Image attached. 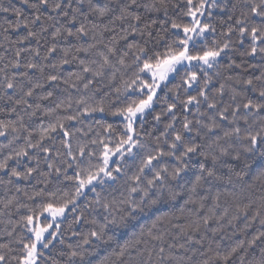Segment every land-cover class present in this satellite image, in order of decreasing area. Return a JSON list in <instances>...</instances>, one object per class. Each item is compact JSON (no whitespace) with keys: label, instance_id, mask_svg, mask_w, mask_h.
Listing matches in <instances>:
<instances>
[{"label":"snow or ice","instance_id":"1","mask_svg":"<svg viewBox=\"0 0 264 264\" xmlns=\"http://www.w3.org/2000/svg\"><path fill=\"white\" fill-rule=\"evenodd\" d=\"M20 3L32 9L34 15L28 17L21 8L0 3V13H11L17 17L13 24L4 29V32L7 33L9 29L17 32L22 28L26 30L24 35L15 41H11L17 45L24 43L25 47H17L14 58L0 67V78H2L0 89H3V96L12 101L14 105L23 106L25 111L33 109L28 113L29 118L35 116L37 111H41V105L35 104L33 106L32 103H29V98L34 96L36 89L43 88L45 84L59 87L63 83L78 88V82H82L83 89L87 92L89 86L95 82V78L99 77L103 80L107 69H112L111 78L113 80L116 78V73L121 72L122 69L132 68L133 74L131 79L124 80L122 92L119 88L117 89V92L125 97L121 107L115 110L106 109L103 104L90 105L86 99L81 98L76 101V104L83 105L82 110L78 109L75 114L57 117L56 123L50 124L47 129L41 127L39 139L35 141L32 140V132L24 123V116L17 113V107L14 106L10 109L11 113H16L18 116L16 122L9 121L6 123L0 120V137H8L9 130L13 133L7 144L0 145V149L7 147L10 150L0 160V173L8 175L7 184L13 183L12 178L28 180L34 173L42 176L43 179L38 180V182L42 183L44 188L31 195L27 193L25 195L28 196L29 200L35 197L46 198L40 201L38 209L29 207V214L22 217L25 228L34 238L30 239L28 243L21 239L19 243L23 245L24 254L22 257H12V259L16 260L17 264H37L38 258L43 254L38 251V245L48 248L52 241L57 239L60 233L59 221L60 218L64 217L65 212L76 211L77 201L85 194V190L96 192L97 186L104 185L105 181L119 179L118 174L121 173L123 165L117 164V161H124L127 156H135L140 163L137 174L131 177L134 183L128 188L127 198L119 202L105 201L97 193L95 204L107 213L104 217L106 222L90 231L88 237L83 239L82 244L98 247L114 241L117 230L130 227L131 221L136 220L141 214L161 212L164 205L176 201L183 194L176 190V186L172 182L182 179L183 174L187 172L190 166L193 155H196L212 161L210 168L200 164V175L195 177L194 182H191L189 194L184 201L185 205L194 206L189 211L195 212L199 218L182 227L179 224H172L177 217H170L167 213L159 215L150 228L142 229L139 235H134L131 240L124 244H118L116 251L112 253V257L115 259L105 257L100 260L99 264H145L141 258L147 253L148 260L151 261L153 252L156 256L155 264H186L185 255L182 253L193 251L188 245L195 244L203 247L204 240L209 239L206 235L207 232H211L212 236L215 237L225 227L236 229L235 222L242 216L247 219L244 229L249 228L257 220H259L260 229L252 235L251 239L239 240L234 246L226 248L223 252L215 251L212 257L202 261L201 264H214V262H222V264H230V262L231 264H264V196L260 197L259 204L250 219L249 210L252 208L253 202H236L234 213L229 215L228 210L225 209L218 215L215 210L220 206L221 194L217 193L212 207L207 209L206 215L200 217L199 213L205 209L204 198H196L198 189L204 186V182L208 178H221L217 175L216 166L221 157L226 156H232L237 162L235 168L230 167V172L241 183H244L243 177L249 174L253 162L258 157L259 173L256 175V181L264 186V65L260 66L261 70L258 76L245 79L237 78L234 81V83L244 87L240 89L230 87L232 103L226 106L222 105L215 97L210 98L208 85L212 77L204 71L205 67L214 68L217 66L222 54L228 55L237 50L232 39L233 32L238 34L237 39L240 45L245 44V39L249 40L248 45L240 52L241 56H259L261 60H264V0H244L246 10L241 11L240 17L236 19L237 27H229L222 42H218L212 47H204L202 50H197L198 41L204 37L206 32H215L216 29L209 23L201 24L200 18L204 17L207 7L216 8L218 5L216 0H211L210 5L208 0H198V3L195 4L193 0H187L188 9L185 14L192 17V23L177 24L173 21L171 25L174 29L182 30L183 38L173 40L162 52L155 49L149 50L147 47L136 43H128L127 48L133 53L131 63L126 62L129 52H124L122 56L118 55L116 44L120 40H127L130 36L143 37L147 35L151 37L152 33L149 29L151 25L156 23L155 20H152L151 23L144 22L143 17L134 10L140 6L138 0H107L102 5L94 2V0H74V3L73 0H34V2L33 0H20ZM160 3L164 8L165 15H167L164 0H160ZM144 7L147 10L160 11V7L156 4L144 5ZM235 8L236 5H233V9ZM45 10L48 11L47 15H45ZM210 15L211 13H209ZM228 18L232 19V16ZM125 22H127V28L118 37L113 35L111 40L105 43L104 33H115L117 25L122 27ZM142 22H144V28L138 27ZM71 26H76L75 30ZM49 37L52 43L46 47L43 54L39 46L28 48L26 45V42L32 40L40 45L41 41ZM68 38H74L76 41L89 38L92 42L87 46L82 43L78 44L74 46V49L73 47L59 48V42L68 40ZM5 39L9 40L10 38L5 36ZM101 46L104 50H101ZM0 47L3 45L0 44ZM58 51L62 52L63 55L59 60L53 62L52 57ZM24 52L31 54V58L26 62L21 60ZM77 53L94 54L99 57V60L78 59ZM112 57L116 58L115 64ZM0 60H3V57H0ZM77 60L80 70L75 73L69 72L67 78L62 77L60 73L64 70V66ZM193 62L199 66L200 72L203 73V80L197 71L187 67L193 65ZM249 66L257 67L254 63ZM228 67L247 71L243 62L236 63L233 61ZM9 68L24 69V71L9 75L7 72ZM47 69L54 71L47 72ZM181 72H183L182 75ZM37 73L43 76V82L33 81L32 76ZM173 75L180 78L181 84L176 87H169V78ZM228 79L232 80L233 77L230 76ZM26 84L29 85L27 88L25 87ZM193 87L196 89V95L189 93L186 99L180 95L179 89L182 88L187 93L188 89ZM165 91L172 92L178 101V103H169L166 95L162 97L166 103L164 111L171 113L162 136L168 137L169 130H171L172 137L170 141L164 139L162 146L161 137L157 136L155 144L152 145L146 139V133L141 135L137 132V126L138 124L143 125L144 117L153 109L154 102H160L161 98H158V92L163 93ZM249 91L257 93L261 99L247 98L246 93ZM224 93L225 85L221 84L216 95L222 97ZM13 96H17V98L13 100ZM52 96L53 92L48 91L40 98L49 99ZM202 104H206L207 109L213 111L211 113L202 112L200 110ZM178 105L181 114L187 113L192 106H195L197 114L195 120L183 115L181 130H177L175 127ZM71 107L72 101L70 99L61 101L56 105L57 109ZM106 111L113 116L122 118L124 121L123 134L114 143L112 141L105 142L103 139L91 140V144L99 146V151H88L86 161L78 159V157H85V147H79L78 154H73L69 141L64 140L62 144L68 149L67 155L71 160H62L59 151H57L55 156L61 161L63 167L56 166L55 161L49 158L52 155V148L44 144L45 140H52L51 133L59 130L64 137H70L72 132L66 128L67 122L77 121L85 114L92 115ZM43 112L45 115L51 116L55 109H43ZM162 114L155 115L154 119L159 122ZM201 117L206 119H201ZM241 120L247 126L243 130L240 125ZM223 122H228L231 127H223ZM105 130L109 133L114 131L112 125H107ZM76 131L81 130L76 129ZM220 132L223 133L222 136ZM22 133H27V136L24 137V146L14 148L13 145L21 139ZM191 133H194L196 137L204 138L209 137V134H215L216 139H213L207 147L209 149L215 148L217 151H204L203 144L193 142L191 136L185 135ZM220 140L241 141L242 151L230 153L226 147L220 144ZM110 143L112 144L111 147L109 146ZM30 149L34 150L32 154L29 152ZM134 150L136 151L134 152ZM38 153L46 154L44 160L47 167L53 170L52 172H39L40 157ZM113 157L116 159L114 160ZM93 158H95V162ZM166 158H172L176 162L175 166H172ZM25 159L35 161V166L26 167L23 172L18 171L17 167L10 166V161H15L19 165ZM73 167H75L74 176H68L67 169ZM146 171L151 174L150 179L146 175ZM53 173L72 180L74 188L70 191L48 189L47 185L50 183L48 178ZM0 183H5V181L0 178ZM20 190L17 188V191ZM138 192L142 195L138 199L133 198L134 194ZM233 200L237 201L235 195ZM11 204L12 201H9L4 207L7 208ZM19 207L27 206L20 205ZM19 207H17V211H19ZM180 212L183 214L185 209L181 208ZM40 217H44L46 222L41 224ZM48 217H51L50 222H47ZM81 218L82 216L77 217L75 222L79 223ZM213 221L216 223V227L209 228L208 225ZM221 221H225V223L221 224ZM166 223L179 229L180 234L186 237V243L170 244L167 251L162 243L151 251L142 247L151 241L163 242L165 235H167L164 229ZM53 224L56 225L55 228H53ZM201 228H204L205 234L200 239H196L193 233L201 232ZM50 229H52L51 232H49ZM236 231L240 230L236 229ZM46 233L48 234L47 237L45 236ZM73 235L76 233L73 232ZM209 244H211V240H209ZM69 247L72 246L69 245ZM0 248L7 249L8 246L0 245ZM257 248H259L258 256L255 254ZM8 251L12 250L8 249ZM86 251L73 249L69 253L70 259L79 257L83 260ZM208 251L213 252V249L209 247ZM187 260L191 262V257H188ZM0 264H9L4 253H0ZM191 264H195V262H191Z\"/></svg>","mask_w":264,"mask_h":264},{"label":"trees","instance_id":"2","mask_svg":"<svg viewBox=\"0 0 264 264\" xmlns=\"http://www.w3.org/2000/svg\"><path fill=\"white\" fill-rule=\"evenodd\" d=\"M94 2L102 5L103 3L107 2V0H94ZM193 2L194 4L198 3V0H193ZM0 3H3L6 6L12 5L16 8H21L28 17H32L34 15V11L28 8L26 5H22L20 0H0ZM164 3L167 7V15H165V11L161 6L160 0H138V5L140 6L136 7L134 10L143 17L144 22L151 23L152 20H155L156 23L151 25L149 29V31L152 33L151 37H148L147 35L143 37L130 36L127 40H120L119 43L116 44L118 55L122 56L124 52H129L126 62L131 63L133 57V53L127 48L128 43H136L147 47L149 50L155 49L162 52L166 50V46L173 40L183 38L182 30L174 29L171 27V25L173 21L177 24L192 23L191 17L185 14L188 9L187 0H164ZM208 3L210 5L211 0L208 1ZM152 4H156L158 7H160V11L147 10L144 7V5ZM216 4L218 5L216 8L207 7L205 9V15L202 21V24L209 23L210 25L214 26L216 30L215 32L209 31V35L203 41L197 43V50H202L204 47H212L216 43L222 42L225 39L224 34L227 33L229 27L236 28V19L240 17L241 11L246 10L244 0H216ZM233 5H236L235 9H233ZM209 13H211L210 16ZM47 14L48 11L45 10V15ZM229 16H232V19H229ZM16 19L17 17L13 16L11 13H0V44L3 45V47H0V57H3V60H0V67H3L4 63H7L14 58V52L17 47H25L24 43L17 45L11 42L24 35L26 32L25 29L22 28L19 32L9 29L7 33L4 32V29L10 24H13ZM144 22L140 23L138 27L144 28ZM76 26L71 27H73V30H75ZM126 28L127 22H125L122 27L118 24L115 33L105 32V43H108L113 35L118 37L119 34ZM5 36H8L10 39L6 40ZM237 36L238 34L236 32L232 33V39L237 50L235 52L229 53L228 55L222 54L217 66L214 68L204 69L208 76L212 77V80L208 85V94L210 98L215 97L221 102L222 105L225 106L232 103L230 99V87H237L238 89L244 87L241 84L234 83V81L237 78L245 79L258 76L261 70L260 66L264 65V60H261L259 56L243 57L240 55V52L243 51L248 45L249 40L245 39V44L242 46L238 43ZM145 41L147 42L146 44ZM91 42L92 41L89 38H84L81 41H76L74 38H68V40L60 41L58 47H73L74 49V46L78 44L82 43L87 46V44ZM51 43L52 41L49 37L48 39L41 41L40 45H37L35 40L26 42V45L28 48H35L39 46L41 53L43 54L46 47ZM101 50H104L102 46ZM62 55L63 53L58 51L52 57V61L55 62L59 60ZM76 55L78 56V59L99 60V57L94 54L88 55L85 53H77ZM30 58V53H22V62H26ZM37 59L39 60V58ZM112 60L115 64L116 58L112 57ZM233 61L236 63H245L247 71L243 69H237L235 67L229 68L228 66L232 64ZM252 63L256 64L257 67H250L249 65ZM116 66L119 67V65ZM79 70L80 65L77 60L70 65H65L64 70H62L60 74L62 77L67 78L69 72L75 73ZM191 70L197 71L198 75L201 77V80H203L204 75L202 72H200V68H192ZM20 71H24V69H7L9 75ZM46 71L50 72L54 70L47 69ZM111 73L112 69H107L103 80H101L99 77L95 78V82L89 86V90L87 92H85L83 89L82 82H78V88H73L61 83L59 87H53L52 84H45L43 88L36 89L34 96L29 98V103H32L33 106H35V104H40L41 111H37L36 115L32 116L31 118H29L28 113L33 111V109H27V111H25L23 106L14 105L12 101H9L3 96V89H0V120L5 121L6 123L9 121L16 122L18 116L16 113H11L10 109L14 106L17 107V113L24 116V123L32 132V140L35 141L39 139L41 127L47 129L50 124L56 123L57 117L75 114L78 109L82 110L83 105L76 104V101L80 100L81 98L86 99L87 103L90 105L103 104L106 109L115 110L116 108L121 107L125 100V97L118 93L117 89L119 88L121 92L123 91V82L124 80H129L132 78L133 70L132 68L122 69L121 72L116 73V78L114 80L111 78ZM182 74L183 72H181V75ZM230 76L233 77L232 80L228 79ZM32 79L34 82H43V76L38 73L32 76ZM0 83H2V78H0ZM180 84L181 80L178 76H175L169 81V87H176ZM221 84L225 85V93L222 97H219L216 95V93ZM28 86L29 85L27 84L25 85L26 88ZM48 91H52L53 96L49 99H41L40 97ZM179 91L180 95L185 99L189 93L192 95L197 94L195 87L188 89L187 93L184 92L182 88L179 89ZM164 95L167 96V102L178 103L176 96L172 92H158L157 96L158 98H161L160 102H154L153 109L149 113H146L144 117L143 125L140 126L138 124L137 126V132L141 135L146 133V139L148 140L149 144L152 145L155 144L157 136L161 137L162 146L164 139H168L170 141L172 137L171 130H169L168 137L162 136L165 126L171 117V113H166L164 111L166 107V103L162 99ZM17 96H13V100H15ZM246 96L247 98L253 100L261 99L258 97L257 93L250 91L246 93ZM69 99L72 101L71 108H56L58 103L61 101H67ZM43 109H55V112L51 116H48L44 114ZM200 110L202 112L208 113L213 111L207 109L206 104H202ZM241 111H243V109H241ZM161 113H163L161 115V120L157 122L154 119V116ZM176 115L177 120L175 127L177 130L182 129L181 120L183 119V115H187L189 119L193 120L197 118L195 106L190 107V110L187 113L181 114V110L178 105ZM201 119L206 118L201 117ZM107 125L113 126L114 131L112 133H109L105 130ZM240 125L242 130L247 127L243 124L242 120L240 121ZM65 126L72 132L70 137H64L62 132L58 130L55 133H51V141H44L45 145H48L52 148V155L49 158L55 161L56 166L58 167H63V165L61 164V161L55 156L57 151H59L62 160H71V158L67 155L68 149L64 147L62 141H69L73 154H78L79 147H85V157H78V159H83L86 161L88 151H99V146L91 144V140L103 139L105 142L112 141L114 143V141L124 132V121L121 119V117L113 116L108 111L105 113L97 112L93 113L92 115L85 114L77 121L67 122ZM223 127L230 128L231 125L228 124V122H223ZM76 129H80L81 131H76ZM12 135L13 133H11L9 130L8 137H0V145L7 144ZM185 135L191 136L193 142L203 144L204 151H217L215 148L209 149L207 147L209 144H211L213 139H216L215 134H209V137L207 138L196 137L194 133ZM220 135L222 136L223 133L220 132ZM25 136H27V133H22L21 139L17 140L13 147H23ZM241 143L242 142L238 140H220V144L226 147L230 153L242 151ZM109 146L111 147L112 144L110 143ZM9 151L10 150L7 147L0 149V160H2ZM33 151L34 150L30 149V154H32ZM135 151L136 150H134V152ZM38 155L40 157L39 172H52L53 170L49 169L45 163L44 157L46 154L38 153ZM166 159L172 166H175L176 162L172 158ZM93 160L95 162V158H93ZM9 163L10 166L17 167V170L21 172L25 171L26 167L35 166V161H29L27 159H25L19 165H17L15 161H10ZM139 163V159L135 156H127L125 157L124 161H117V164L123 165L121 173L118 174L119 179L116 181H105L104 185L97 186L96 192L88 190L85 191V194L77 201L76 211H66V217L61 222H59L60 233L57 236V239L52 241L48 248H38V251L42 252L43 254L38 258L37 264H54V262L55 264H99L100 260L104 259L105 257H111L112 259H115L112 257V253L116 251L117 245H122L125 242L131 240L134 235H139L142 229L146 230L150 228L153 221L159 215L167 213L170 217H177V219L173 220L172 224H179L182 227L191 224L192 221H195L199 218L195 212L189 211L194 206L185 205L184 201L189 194L188 190L191 187V182H194L195 177L200 175V164H204L206 168H210L212 167V161L211 159L205 160L203 156L193 155L190 161V166L187 172L183 174L182 179L172 182L176 186V190L183 193L176 201L164 205L161 212H147L145 214H141L136 220L131 221L130 227L117 230V235L114 241L99 245L98 247L95 245H83L82 241L88 237V233L96 229L98 225L106 222L104 217L107 215V213H105L95 204L97 193H99L101 199L105 201L119 202L127 198L129 194L128 188L134 183L131 177L137 174ZM236 163L237 162L232 158V156L221 157L219 163L216 166L217 175L221 178H208L204 182V186L198 189V195L196 198H204L203 202L205 204V209L199 213L200 217L206 215L207 209L212 207L217 193L221 194L219 201L220 206L215 210L218 215L221 214L225 209L228 210L229 215L234 213L236 211V202H253L252 208L249 210V219L255 212L256 207L259 204L260 197L264 196V186L256 181V175L259 173V158L257 157V159L253 162V166L249 174L243 177L244 183L238 181L236 176L230 172V167L235 168ZM74 174L75 167L67 169L68 176H74ZM146 175H148L149 179L151 178V174H148L147 171ZM0 178L5 181V183H0V245L8 246L7 249L0 248V253L6 254L9 264H17V261L12 259V257H22L24 254L22 251L23 245L19 243V241L23 239L25 243H28L30 239H33L31 233L27 230V228H25L22 217L29 214V207L38 209L40 206V201L42 199H46L42 197H35L34 199L29 200L25 193L31 195L43 189L44 185L38 182V180H42L43 177L34 173L33 176L28 180H16L15 178H12V184L6 183L9 177L4 173H0ZM48 179L50 183L47 185V188L53 191L57 189L70 191L74 188V183L72 180L65 179L63 176H57L55 173H53V175H51ZM17 188L21 190L17 191ZM140 195L142 194L138 192L134 194L133 198L138 199ZM234 195L237 197V201L233 200ZM9 201H12V204L5 208L4 205ZM20 205H26L27 207H19ZM17 207H19V211H17ZM181 208L185 209L183 214L180 212ZM81 216L82 218L79 220V223H76L75 219ZM42 218L43 217H40V220ZM93 221H95V223H93ZM45 222L46 221L44 220V223ZM47 222L50 221L48 220ZM224 223L225 221H221V224ZM246 223L247 219L242 216L238 221L235 222L236 229H239L240 231H236V229H233L232 227H225L215 237L212 236L211 232H207L206 235L209 239L204 240L203 247L195 244L188 245V247L193 251L182 253L185 255L186 264H191V262H195V264H201L202 261L212 257L215 251L219 250L223 252L226 248L234 246V244L239 240L251 239L252 235H254L261 226L259 224V220H257V222L252 224L249 228L244 229V225ZM172 224L166 223L164 225L167 235H165L163 242L151 241L142 247H146L149 251H151L154 247H158L162 243V246H164L167 251L169 250L170 244L175 243L179 245L180 243H186V237L181 235L179 229L173 227ZM208 227H216V223L213 221L208 225ZM51 231L52 229L49 232ZM73 232H75L76 235H73ZM204 234V228H201V232L199 233H193L196 239H200ZM109 235H111V232H109ZM221 237H223V239H221ZM145 239L147 240V237H145ZM61 240L63 241L62 243ZM209 240H211V244H209ZM257 243L259 245V242ZM69 245L72 247L70 248ZM209 247L213 249V252L208 251ZM8 249H11L12 251L9 252ZM73 249L78 251L87 250L84 259L81 260L79 257L70 259L69 253ZM255 254L258 256L259 248L256 249ZM188 257H191V262L187 260ZM141 259L145 261V264H155V252H153L151 261L148 260L147 253H145V256ZM214 264H222V262H214Z\"/></svg>","mask_w":264,"mask_h":264},{"label":"rangeland","instance_id":"3","mask_svg":"<svg viewBox=\"0 0 264 264\" xmlns=\"http://www.w3.org/2000/svg\"><path fill=\"white\" fill-rule=\"evenodd\" d=\"M208 1H210V0H208ZM191 19H192V17H191ZM203 19H204V17H201V18H200V22H201V24H202ZM209 33H210V32H206V33L204 34V37H202V38L200 39V41H198V42L203 41V40L209 35ZM190 48H191V46H190ZM187 67H189V68H191V69H192V68H199V66H197L195 62H193V65H191V66H187ZM205 69H210V68H206V67H205ZM174 77H175V75H173L172 77H170V78H169V81L172 80ZM162 87H163V86H162ZM121 119H122V118H121ZM113 159H115V157H113ZM85 191H87V190H85ZM66 215H67V212H65V215H64L63 218H60V221H59V222H61V221L66 217ZM45 216H47V213H45ZM44 220H45V218L43 217V218L40 220V223L43 224V223H44ZM48 220L51 221V217H48ZM55 226H56V225L53 224V227H55ZM50 230H51V229H50ZM50 230H49V231H50ZM31 235H32V234H31ZM45 236H48V234L46 233ZM33 238H34V237H33ZM40 247H42V245H38V248H40Z\"/></svg>","mask_w":264,"mask_h":264}]
</instances>
